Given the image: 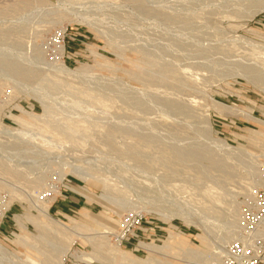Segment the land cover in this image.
I'll return each instance as SVG.
<instances>
[{
	"label": "rangeland",
	"instance_id": "obj_1",
	"mask_svg": "<svg viewBox=\"0 0 264 264\" xmlns=\"http://www.w3.org/2000/svg\"><path fill=\"white\" fill-rule=\"evenodd\" d=\"M263 180L264 0H0V264H221Z\"/></svg>",
	"mask_w": 264,
	"mask_h": 264
},
{
	"label": "built area",
	"instance_id": "obj_2",
	"mask_svg": "<svg viewBox=\"0 0 264 264\" xmlns=\"http://www.w3.org/2000/svg\"><path fill=\"white\" fill-rule=\"evenodd\" d=\"M221 264H264V180L244 197Z\"/></svg>",
	"mask_w": 264,
	"mask_h": 264
},
{
	"label": "bare ground",
	"instance_id": "obj_3",
	"mask_svg": "<svg viewBox=\"0 0 264 264\" xmlns=\"http://www.w3.org/2000/svg\"><path fill=\"white\" fill-rule=\"evenodd\" d=\"M250 118H252V117L250 116ZM253 118H254V117H253ZM45 216H46V218L49 219V216L47 215V212H45ZM224 249H225V248H224ZM222 251H223V255H224L226 250H222Z\"/></svg>",
	"mask_w": 264,
	"mask_h": 264
},
{
	"label": "crops",
	"instance_id": "obj_4",
	"mask_svg": "<svg viewBox=\"0 0 264 264\" xmlns=\"http://www.w3.org/2000/svg\"><path fill=\"white\" fill-rule=\"evenodd\" d=\"M57 210H62V209L58 208Z\"/></svg>",
	"mask_w": 264,
	"mask_h": 264
}]
</instances>
